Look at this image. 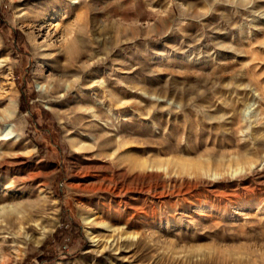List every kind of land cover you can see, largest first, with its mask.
Returning a JSON list of instances; mask_svg holds the SVG:
<instances>
[{
  "label": "rangeland",
  "instance_id": "obj_1",
  "mask_svg": "<svg viewBox=\"0 0 264 264\" xmlns=\"http://www.w3.org/2000/svg\"><path fill=\"white\" fill-rule=\"evenodd\" d=\"M0 248L264 264V0H0Z\"/></svg>",
  "mask_w": 264,
  "mask_h": 264
},
{
  "label": "bare ground",
  "instance_id": "obj_2",
  "mask_svg": "<svg viewBox=\"0 0 264 264\" xmlns=\"http://www.w3.org/2000/svg\"><path fill=\"white\" fill-rule=\"evenodd\" d=\"M57 24H58V22H53L51 24V26L53 27L54 25L56 26ZM5 126H6V124L3 123V126L1 127L3 134H5ZM28 176L31 177V175H28ZM5 218L7 219V223H10L12 225V227H14V228L16 227L17 232H15V233H16L17 237L15 239L20 238L21 237V225L20 224L23 222L24 218L19 216V215H15L14 213H12L10 211H7L5 213ZM92 238H94V237H92ZM4 240L5 239H2V241H4ZM0 256L3 258V261L1 264H6V261L8 258L6 257V260H5V254L3 252V249H1V248H0Z\"/></svg>",
  "mask_w": 264,
  "mask_h": 264
},
{
  "label": "trees",
  "instance_id": "obj_3",
  "mask_svg": "<svg viewBox=\"0 0 264 264\" xmlns=\"http://www.w3.org/2000/svg\"><path fill=\"white\" fill-rule=\"evenodd\" d=\"M60 230H61V228H60Z\"/></svg>",
  "mask_w": 264,
  "mask_h": 264
}]
</instances>
